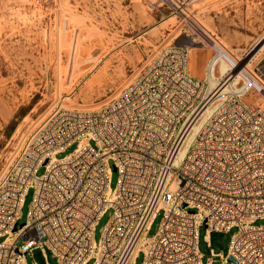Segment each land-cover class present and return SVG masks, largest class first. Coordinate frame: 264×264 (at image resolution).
Segmentation results:
<instances>
[{"label": "built area", "instance_id": "1", "mask_svg": "<svg viewBox=\"0 0 264 264\" xmlns=\"http://www.w3.org/2000/svg\"><path fill=\"white\" fill-rule=\"evenodd\" d=\"M243 60H229L238 88L184 150L187 126L208 98L180 45L160 50L97 108L57 104L28 126L0 172V264H27L37 247L56 264H134L139 253L141 264H264V222L254 223L264 218V107L249 99L264 97V54ZM110 161L118 172L112 188ZM29 187L27 219L18 225ZM108 209L96 241L95 224ZM201 225L206 239L237 228L217 261L211 249L203 260Z\"/></svg>", "mask_w": 264, "mask_h": 264}, {"label": "rangeland", "instance_id": "2", "mask_svg": "<svg viewBox=\"0 0 264 264\" xmlns=\"http://www.w3.org/2000/svg\"><path fill=\"white\" fill-rule=\"evenodd\" d=\"M263 37L264 0H0V172L22 132L55 105L97 108L160 50L186 46L188 56L193 52L188 72L204 80L206 64L216 53L212 40L245 60ZM263 44L242 63L259 59ZM205 88L206 84L204 92ZM251 98L264 107L262 95L253 93ZM75 146L71 143L57 156ZM109 166L112 188L118 172L112 161ZM43 171L41 165L38 174ZM32 195L29 187L18 225L27 219ZM110 211L95 224L96 241ZM161 216L159 211L153 218L148 236L156 232ZM263 222L264 218L254 221ZM236 229L211 231L206 239L201 225L198 246L203 260L210 249L216 261L218 253H226ZM141 259L139 253L134 264H141ZM26 263L56 264V259L48 249L37 247L27 253Z\"/></svg>", "mask_w": 264, "mask_h": 264}, {"label": "bare ground", "instance_id": "3", "mask_svg": "<svg viewBox=\"0 0 264 264\" xmlns=\"http://www.w3.org/2000/svg\"><path fill=\"white\" fill-rule=\"evenodd\" d=\"M172 3V1H171ZM208 37V36H207ZM211 43V46L215 50L214 60L217 64L210 63L212 56L209 58L204 74V81H206V88L204 93V99L208 98V100L204 103V105L198 110L193 118L192 122L187 126V134L184 139V148L188 145L191 139L194 137L195 133L207 119V117L211 114V112L218 106V104L226 98L228 93L236 90L238 88L239 83V75L236 74V71L229 67V60L239 63L238 57H235L229 53L225 47L220 44L218 41H214ZM264 42V37L260 40L255 47L248 53L245 60L249 54L257 47L260 46ZM264 47V44L262 48ZM188 49H191L188 46ZM193 52L189 53L188 58ZM244 60V61H245ZM251 60L247 62L250 63ZM246 63V62H244ZM224 81V82H223ZM259 102V100L257 101ZM263 102V101H262ZM196 119V120H195ZM181 150V153L183 152Z\"/></svg>", "mask_w": 264, "mask_h": 264}, {"label": "water", "instance_id": "4", "mask_svg": "<svg viewBox=\"0 0 264 264\" xmlns=\"http://www.w3.org/2000/svg\"><path fill=\"white\" fill-rule=\"evenodd\" d=\"M14 228H15V226H14ZM14 228H13V229H14ZM227 260H228V261L236 262V259H235L232 255H228Z\"/></svg>", "mask_w": 264, "mask_h": 264}]
</instances>
